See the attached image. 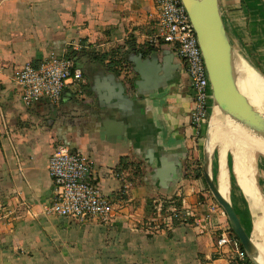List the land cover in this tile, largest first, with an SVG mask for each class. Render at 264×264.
I'll return each mask as SVG.
<instances>
[{
	"label": "crops",
	"instance_id": "0c3cea01",
	"mask_svg": "<svg viewBox=\"0 0 264 264\" xmlns=\"http://www.w3.org/2000/svg\"><path fill=\"white\" fill-rule=\"evenodd\" d=\"M220 5L235 47L264 76V0H220ZM157 17L155 0H0V264L229 263L216 247L220 230L231 225L227 215L193 223L215 199L202 181L209 123L202 128L191 123L185 62L170 45L144 44L156 32ZM130 40L136 47L128 50ZM75 44L94 55L108 54L105 60L80 55L84 94L65 91L58 104L42 100L26 107L14 82L16 70L53 53L81 51ZM124 48L123 55H113ZM135 50L143 54L139 65ZM154 53L158 63L150 61ZM121 56L131 70L127 81L134 84L125 94L126 76L116 68L120 64L110 63ZM212 110L211 104L210 115ZM57 143L90 155L94 180L108 195L121 189L117 172L135 165L134 185L117 200L111 222L43 212L54 195L49 160ZM221 154L217 147L213 173L220 190ZM225 167L227 196L256 242L250 201L232 185L227 159ZM176 194L192 223H175L150 208L149 200Z\"/></svg>",
	"mask_w": 264,
	"mask_h": 264
},
{
	"label": "built area",
	"instance_id": "2783aa9c",
	"mask_svg": "<svg viewBox=\"0 0 264 264\" xmlns=\"http://www.w3.org/2000/svg\"><path fill=\"white\" fill-rule=\"evenodd\" d=\"M158 9L156 32L147 37L144 44L161 46L170 45L175 55L183 60L190 80V91L193 99L191 123L204 127L209 119V108L212 104V87L205 63L203 51L190 15L182 0H155ZM74 49H81L75 44ZM117 68L127 75L131 71L124 62ZM14 82L18 86L24 105L32 108L42 100L58 104L65 91L73 96H82L85 92L83 69L77 65L75 58L67 54H51L35 65L26 62L16 70ZM135 165L117 172L122 182L118 195L103 193L94 180L93 161L89 154L81 149H73L65 143H57L52 149L49 160V174L54 183V195L43 212L47 215H58L78 220H99L111 222L117 212V200L129 196L134 185ZM31 212V209H28ZM158 212L161 213L160 210ZM216 214L226 216L224 208L212 199L208 213L196 225L212 221ZM162 216V215H160ZM165 217L177 221H189L191 214L181 208L166 212ZM217 251L229 256L228 264H255L244 249L240 239L231 225L224 226L218 233Z\"/></svg>",
	"mask_w": 264,
	"mask_h": 264
},
{
	"label": "water",
	"instance_id": "95a60500",
	"mask_svg": "<svg viewBox=\"0 0 264 264\" xmlns=\"http://www.w3.org/2000/svg\"><path fill=\"white\" fill-rule=\"evenodd\" d=\"M182 1L194 24L212 87L213 110L210 115L204 147V178L215 200L224 208L232 229L249 257L255 264H264L263 251L247 233L230 197L222 194L220 184L215 179L213 158L219 144L215 145L214 148L209 146L210 122L213 117L218 118L223 129L235 136L239 142V137L243 134L264 140V116L239 87L236 62L244 58L239 55L240 53L233 43L220 0ZM133 54L135 58H132L133 61L139 65V59H143V54H137L136 50ZM149 58L151 62L158 63V54L154 53ZM137 70L138 68H135V71ZM122 87L123 94H125L134 87V84L123 80ZM107 90L106 94L111 96L112 88L108 86ZM262 155L264 156V154ZM228 158L229 150L226 153L222 152V166L225 167V161ZM225 169L227 168L225 167ZM221 174L222 169L220 177Z\"/></svg>",
	"mask_w": 264,
	"mask_h": 264
},
{
	"label": "bare ground",
	"instance_id": "6f19581e",
	"mask_svg": "<svg viewBox=\"0 0 264 264\" xmlns=\"http://www.w3.org/2000/svg\"><path fill=\"white\" fill-rule=\"evenodd\" d=\"M236 69L238 74V84L241 91L249 98L251 103L264 116L263 76L259 72H257V70L253 68L245 59L238 60L236 62ZM213 118L210 122L209 131V146L211 148H213L211 144L214 145L216 136L218 137V139L219 137H221L220 134L218 135L219 127H221L219 125L220 121L218 120V118L215 119L216 117ZM210 132L213 133L214 142L213 137L210 138ZM223 140L225 142V145L222 146L223 153L227 152L230 145H233L235 147L233 161L234 172L236 174L237 181L240 187L242 188V190L250 201L253 212L256 243L261 248L264 254V203H262L260 200V193L257 186L258 184L256 181V175L254 172L253 164L251 162V153L258 152L264 154V140L257 137H251L247 134L241 135L239 137V142L235 139H230L229 137L227 138L226 135L223 137ZM222 167V174L220 177L222 188L221 192L223 195L227 196V192L229 191V178L227 169H225L224 166Z\"/></svg>",
	"mask_w": 264,
	"mask_h": 264
},
{
	"label": "trees",
	"instance_id": "16d2710c",
	"mask_svg": "<svg viewBox=\"0 0 264 264\" xmlns=\"http://www.w3.org/2000/svg\"><path fill=\"white\" fill-rule=\"evenodd\" d=\"M130 43L131 44H127V45H125V47H128L129 49L128 50H130L131 48H134V47H136V43L133 41V40H130ZM151 49H153V47L152 48H149V50H147V51H150ZM126 50V48H124V51L121 49L120 50V52H113L114 54L113 55H119V53H121L122 55L126 52L125 51ZM139 50H141V48L139 49ZM86 50L84 49V47L82 48V50L81 51H76V50H70L69 51V53H68V55L69 56H71V57H73V58H75V60H76V62H77V65H79L78 64V60H79V57H80V55H82V54H84V53H88V54H90L91 56H95V57H98V58H100V59H103V60H105L107 57H108V54L107 55H94V52H85ZM143 51H145V52H147L146 51V49L145 50H143ZM111 62L110 63H117V64H122V63H124V62H126L125 60H124V57H122L121 56V58H112L111 60H110ZM117 68V67H116ZM201 175V174H200ZM202 181H203V183H204V185H205V188H206V190H209V188H208V185H207V183H206V181H205V179H204V177H202ZM182 198H181V195H179V194H176V195H174L171 199H156V198H153L152 200H149V203H150V208L152 209V210H160V211H162V212H164V213H166V212H170V211H174V209H176V208H181V206H182ZM173 220L175 221V223L176 222H183V223H192V221H193V219L191 218L189 221H186V222H184V221H177V220H175L174 218H173ZM233 230V229H232ZM234 231V230H233Z\"/></svg>",
	"mask_w": 264,
	"mask_h": 264
},
{
	"label": "rangeland",
	"instance_id": "374dc122",
	"mask_svg": "<svg viewBox=\"0 0 264 264\" xmlns=\"http://www.w3.org/2000/svg\"><path fill=\"white\" fill-rule=\"evenodd\" d=\"M242 58H244L241 54H239ZM245 59V58H244ZM261 108V107H260ZM217 119V118H215ZM209 120H210V116H209V119H208V122L207 124L209 123ZM217 121V120H216ZM206 124V125H207ZM219 125L221 126V124L219 123ZM219 127V126H218ZM222 127V126H221ZM219 127V132H218V135L220 134L221 137H218L216 136V140L214 142V137H213V133L210 132V138L213 137V142H214V145H218L219 148L222 149V146L225 145V142L223 140V137L226 135V137L230 138V139H235V136H233L231 133H229L227 130H223V127L221 128ZM227 128V127H226ZM223 131H221V130ZM223 133V134H222ZM223 137H222V135ZM225 134V135H224ZM230 135V136H229ZM232 136V137H231ZM218 139V140H217ZM224 142V143H223ZM229 171H230V178H231V183L232 185L237 189V190H240V186H239V183L237 181V177H236V174L234 172V168H233V161H234V152H235V147L233 145H230L229 148ZM227 150V151H228ZM217 159V158H216ZM251 162L253 164V168H254V172H255V175H256V180H257V184H258V187L260 188V191H262V193H264V156L260 153H251ZM258 178V179H257ZM262 189V190H261ZM261 201H263L261 199ZM264 202V201H263ZM247 212V211H246ZM245 215V213H244ZM247 215V214H246ZM251 231V230H250ZM253 233V232H251Z\"/></svg>",
	"mask_w": 264,
	"mask_h": 264
}]
</instances>
